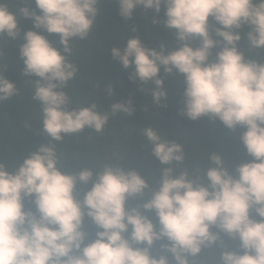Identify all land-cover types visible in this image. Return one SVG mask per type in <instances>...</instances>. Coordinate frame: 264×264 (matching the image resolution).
<instances>
[{"label":"clouds","instance_id":"obj_1","mask_svg":"<svg viewBox=\"0 0 264 264\" xmlns=\"http://www.w3.org/2000/svg\"><path fill=\"white\" fill-rule=\"evenodd\" d=\"M37 13L20 9L35 28L59 34L63 51L41 32L29 29L19 45L23 72L36 76L33 101L42 110L43 131L53 140L62 134L90 128L102 133L110 116L134 111L131 97L116 100L111 112L95 102L73 107L64 90L78 71L69 59L71 41L93 31L99 0H35ZM119 14L131 18L138 6L156 13L165 6L163 23L176 29L178 46L167 51L146 46L139 35L123 48H111L122 66L133 71L129 79L153 82V102L165 106L167 91L160 76L175 70L184 79L182 112L191 120L219 118L229 129L243 127L240 142L252 157L230 171L220 151H212L199 173L181 167L186 154L175 139H165L157 128L143 134L151 156L161 167L151 198L138 206L130 201L145 195L149 181L128 167L105 164L65 171L57 148L41 144L23 155L15 170L0 162V264H171L167 255L155 256L152 246L172 253L175 264H199L205 249L219 242L224 250L218 264H264V60L245 58L237 29L249 27L250 48H264V0H118ZM220 25L210 31L209 18ZM154 17L153 23H159ZM135 30V29H134ZM16 14L0 3V35L19 34ZM199 44L193 46V41ZM212 57L211 59H209ZM112 92V86H109ZM14 81L0 75V101L17 96ZM91 182L83 199L78 185ZM25 198L35 210L25 207ZM155 211L159 229L140 209ZM253 213L261 219H256ZM85 215L96 226L93 239L85 230ZM213 226L220 231H212ZM221 232L239 239L230 250ZM88 240L87 243L85 241ZM145 245L140 247L139 245Z\"/></svg>","mask_w":264,"mask_h":264},{"label":"trees","instance_id":"obj_2","mask_svg":"<svg viewBox=\"0 0 264 264\" xmlns=\"http://www.w3.org/2000/svg\"><path fill=\"white\" fill-rule=\"evenodd\" d=\"M0 3L6 4L16 14L20 29L15 39L0 35V75L14 81L19 89L17 96L0 101V162L5 163L10 170H15L24 154L37 150L41 144L51 143L57 148L65 171H76L83 167L100 169L105 164L138 171L149 181L145 195L130 201L131 206H138L151 198V189L159 179L162 167L152 158L151 145L143 134V129L148 126L157 128L163 138L175 139L184 146L186 158L181 167L189 168L194 175H199L208 165V156L212 151L221 152L230 171H234L237 164L252 159L240 142L243 127L229 129L219 118L207 115L191 120L182 112L185 85L181 73L175 70L173 73H165L161 66L160 76L164 79V88L167 91L166 104L163 107L153 102V82L142 83L138 78L135 81L129 79L133 68L125 69L113 58L111 48H123L130 36L139 35L146 46L159 50L163 44L167 51H171L178 46L177 30L164 25V5L159 13L138 6L132 17L125 19L119 14L118 0H99V13L93 31L86 39L76 38L71 41L69 59L78 67V71L64 90L70 97V106L73 107L95 102L99 111L111 112L113 102L131 97L134 111L131 116L122 113L111 115L102 133L85 128L79 133L62 134V140H53L43 131L39 102L32 100L34 82L40 78L24 74V63L19 56L18 47L24 42V33L33 29L41 32L55 47L63 51L60 36L48 33L43 28H35L33 20L24 17L20 12L22 7L27 6L39 13L35 0H0ZM154 17L160 22L153 23ZM209 24L210 31L215 36L213 26L220 25L211 17ZM237 31L242 36L237 43L245 58L264 60V48H250L247 36L249 27L244 25ZM198 44L199 39L193 41L194 47ZM91 187V182L79 184L77 198L82 200ZM25 207L35 210V205L29 198H25ZM140 210L153 220L158 230L159 222L155 211L143 208ZM253 216L261 219L255 213ZM84 227L89 233L88 239H93L97 228L87 215ZM212 231L220 230L213 226ZM220 234L228 249L243 251L239 248L238 238L232 239L223 232ZM87 242L88 240L85 241ZM165 243H170L167 238L157 240L152 246V254L167 255L171 264H175L172 253L161 248V244ZM223 250L219 242L205 249L198 258L199 264H218L219 254Z\"/></svg>","mask_w":264,"mask_h":264}]
</instances>
